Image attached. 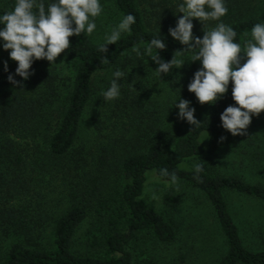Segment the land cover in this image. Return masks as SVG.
I'll use <instances>...</instances> for the list:
<instances>
[{
  "label": "trees",
  "instance_id": "obj_1",
  "mask_svg": "<svg viewBox=\"0 0 264 264\" xmlns=\"http://www.w3.org/2000/svg\"><path fill=\"white\" fill-rule=\"evenodd\" d=\"M0 2V14L11 10L14 0ZM142 0H112L116 12L122 19L128 13L136 17V23L132 25L131 34H123L117 44L108 46L109 51L99 53L98 47L102 41H95L90 36L84 35L69 37L71 47L66 49L67 55L61 53L57 60L67 62L72 69L73 77L65 106L59 114V120L52 134L47 141L48 155L54 161H59L69 155L70 158H82L83 146L76 147L75 143L79 134L82 117L90 102L96 96L94 77L97 73H107L117 68L121 63L130 64L135 58L137 66H144L135 55L129 57L133 46L147 45L157 34L160 28V35L166 43V48L158 50L160 57L171 60L173 56L181 58L180 51L184 47L168 33L169 27L177 15H174V7L166 0L152 1L154 8L151 14L145 15L144 7H140ZM227 6V5H226ZM228 13L223 17L224 23L231 25L237 32L236 41L245 42L250 36L251 28L256 23H264V0L253 12L245 15L235 13L228 7ZM244 15V16H243ZM177 20V18H176ZM2 27V25H0ZM247 34V35H246ZM202 37V36H201ZM186 53L183 57H189ZM107 57V63L101 61ZM128 56V58H124ZM6 57V58H5ZM7 62L8 71H4V63ZM49 63L47 60H36L32 69L34 74H39L36 80L43 83L40 85V92L27 93L26 82L23 89L14 87L7 80L9 73H15L17 62L9 57L8 51L0 48V137L2 134L18 132L26 127L41 125L46 121L49 111L50 95L48 91L53 90L51 76L43 75V68ZM127 65V64H126ZM158 67V65H156ZM121 80V96L113 101L116 110L136 111L134 104L136 91L130 77L135 74L127 73ZM33 74V75H34ZM31 75V77L33 76ZM176 69L172 73L159 79L163 82H172L176 76ZM17 80L21 78L16 76ZM185 89L190 82L189 77L182 79ZM110 81H105L106 89ZM138 88V84H136ZM48 89L46 91L45 89ZM185 92V91H184ZM102 98V97H100ZM235 104L231 94V81L229 90L215 104H209L208 111L199 120L201 128L194 130L190 125L184 132L180 128L164 137L160 133L157 136H149L146 139L137 137L136 141L145 140V146H136V149L129 153L120 152V156L110 155L106 158L116 160L122 176L117 199L109 203L108 200L97 198L95 203L98 214V221L86 237V244L89 249L97 253H78L72 249L74 238L78 230L86 223L90 207L86 203H72L65 211L59 214L51 226L48 234L49 239L42 242L43 230L34 223H28L17 219L15 222V207L0 208V240L14 236L15 240L9 242L0 251V264H153L146 258H140L135 254L136 247L143 238H149L160 244H170L176 238V227L172 220L166 218L161 212L145 205L141 200L146 173L154 170L159 176L161 168H167L169 172H176L179 181H182L200 191L209 201L216 222L224 236L225 250L216 264H264V250L250 249L243 243L239 227L229 211L225 199L226 192H233L246 195L264 202V185L252 183L243 177L231 174H224L212 170L206 156H213L221 152L227 142V131L220 124V114L229 105ZM143 122V119H141ZM146 121V120H145ZM146 123H148L146 121ZM133 131L139 130V124L134 123ZM208 133L206 143L202 136ZM226 139L219 141L221 136ZM92 148H89L91 150ZM103 150L115 152L114 149ZM5 148L0 142V161L5 157ZM255 155H264V148H255ZM195 158L204 165V171L200 173L201 179L194 178L193 166L182 167L186 160ZM103 157L100 167H104ZM26 165H24L25 167ZM18 176V177H17ZM19 179L20 175L15 174ZM164 179V178H163ZM88 188L89 186L86 185ZM96 185H93V189ZM88 190V189H87ZM12 191V190H11ZM91 192V189L88 190ZM169 202L173 201L170 195L165 196ZM9 199L2 198V201ZM19 218V217H18ZM1 248V247H0ZM93 252V251H92Z\"/></svg>",
  "mask_w": 264,
  "mask_h": 264
},
{
  "label": "rangeland",
  "instance_id": "obj_2",
  "mask_svg": "<svg viewBox=\"0 0 264 264\" xmlns=\"http://www.w3.org/2000/svg\"><path fill=\"white\" fill-rule=\"evenodd\" d=\"M152 1L160 0L141 1L140 7L146 8L145 15L151 14L154 8ZM262 1L226 0V5L235 13L247 15L256 10ZM166 2L175 10L179 0ZM101 3L104 12L96 19L97 29L90 36L95 41H102L105 34L121 20L112 0H101ZM174 15L178 18L183 14L174 12ZM193 23L194 35L203 36L201 22L193 18ZM215 23L208 22L207 27H214ZM249 38L250 36H247L246 39ZM133 55L135 54H128L129 57ZM139 62H144V66H137L135 58L130 60V64L118 65L125 72L127 68L131 69L135 65L131 70V74L135 76L130 79L137 90L133 100L137 105L136 111L116 110L113 101L104 103L103 99L98 97L105 87V81H111L112 72L116 68L107 73H97L94 77L96 96L83 114L75 143L76 147L85 148L81 152L82 158H70L68 155L54 161L47 154L48 138L60 119L58 116L65 106L72 83V69L63 60H56V64L53 65L49 62L42 70L43 75L51 76L54 82L53 90L45 89L51 94L46 121L41 125L26 127L17 133L8 131L0 137V142L6 150L5 157L0 161V208L15 207L17 215L15 222L22 219L38 225L40 230H43L42 242L49 239L48 234L54 219L65 211L68 205L82 202L90 206L89 216L76 233L72 249L82 254H100L94 249L92 252L86 244V237L97 225L96 221L101 224L95 212L97 209L95 201L97 198H103L109 203L113 202L117 199L122 183L120 171L115 166L116 160L106 157L109 154L119 157L120 152L130 153L136 146H145L146 141H136L137 137L146 139L159 135L160 131V134L166 137L167 132L170 135L176 128H180V132L186 131L190 124L179 120L178 109L174 105L171 107L179 93L180 98L191 101L190 106L195 108L194 115L197 119L208 111L209 103L200 104L195 94L185 89L182 80L189 77L191 81L194 72L201 67L199 61H186L181 68L176 69L177 75L172 82H163L155 75L156 64L151 59L148 60L146 56L139 57ZM37 77L41 76L34 74L25 81L24 88L27 93L40 92L39 86L43 83L37 81ZM134 123L139 124V130L133 131ZM206 136L207 134H204L202 140ZM207 139L208 136L203 142L206 143ZM257 147L258 150L264 148V111L259 116H253L247 135L233 136L227 132V142L221 152L206 156L205 159L210 162L208 164L214 171L237 175L249 182L264 185V155L254 154ZM104 148L116 151L105 153ZM97 156L100 160L104 157L105 161L111 163H105L104 167H100V162L96 161ZM198 161L193 158L181 165L190 168ZM15 174L20 175L19 179ZM158 177L154 170L146 173L140 198L145 205L161 212L174 222L176 238L170 244H160L152 239L143 238L136 247L135 254L153 264H216L225 250V241L209 201L196 188L182 181H179L177 192L175 188L166 187L164 179ZM93 185H96L95 189ZM87 189H91V192ZM153 191L160 196L159 201L151 199ZM166 195H170L173 201L166 200ZM6 196L9 199L2 201ZM225 199L245 246L254 250H264V202L233 192H226ZM13 240L14 236L0 240V251Z\"/></svg>",
  "mask_w": 264,
  "mask_h": 264
},
{
  "label": "clouds",
  "instance_id": "obj_3",
  "mask_svg": "<svg viewBox=\"0 0 264 264\" xmlns=\"http://www.w3.org/2000/svg\"><path fill=\"white\" fill-rule=\"evenodd\" d=\"M174 11L183 15L178 16L175 26L169 27L168 33L184 46L180 51L181 58L173 56L171 60L165 61L160 57L158 50L166 48L160 28L147 45L143 48L133 46L131 52L136 57L146 56L158 65L155 68L158 78L181 68L186 61H199L201 67L194 72L187 88L195 94L200 104H215L228 92L231 81L235 104L221 112L220 126L233 136L247 135L253 116H259L264 111V23L254 24L250 38L241 45L236 41L234 27L222 20L228 13L226 0H179ZM103 12L101 0H14L11 10L0 14V48L8 51L9 57L17 62L15 73L7 76L9 83L23 89L24 81L34 74L32 65L36 60L43 59L51 65L56 64L58 56L61 53L67 55L65 50L71 47L69 37H78L82 33L91 36L97 29L96 19ZM193 18L203 25L202 37L194 35ZM208 22L216 23L209 28ZM135 23L136 17L132 13L123 16L105 34L103 43L98 47L99 53L106 54L109 45L117 44L123 34H131ZM186 53L191 55L185 60L183 56ZM108 60L106 56L101 59L104 63ZM4 71H8L6 61ZM125 75V71L119 67L112 72L110 85L102 89L98 96L102 97L104 103L121 96L120 82ZM16 76L21 79L17 80ZM173 105L178 109L179 120L194 125V130L201 128V122L194 115L195 108L190 106L191 101L180 98L179 93L171 107ZM225 139L222 135L219 141ZM192 170L194 178L199 181L204 165L197 162L193 164ZM158 178H164L166 187L179 191L176 172L161 168ZM151 199L159 201L160 196L153 191Z\"/></svg>",
  "mask_w": 264,
  "mask_h": 264
}]
</instances>
